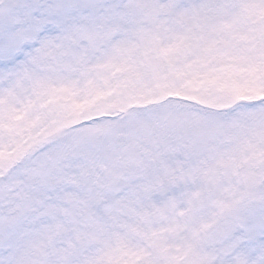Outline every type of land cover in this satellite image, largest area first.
<instances>
[{
	"label": "snow or ice",
	"instance_id": "obj_1",
	"mask_svg": "<svg viewBox=\"0 0 264 264\" xmlns=\"http://www.w3.org/2000/svg\"><path fill=\"white\" fill-rule=\"evenodd\" d=\"M0 264H264V0H0Z\"/></svg>",
	"mask_w": 264,
	"mask_h": 264
}]
</instances>
